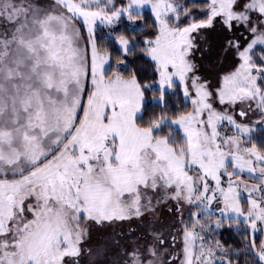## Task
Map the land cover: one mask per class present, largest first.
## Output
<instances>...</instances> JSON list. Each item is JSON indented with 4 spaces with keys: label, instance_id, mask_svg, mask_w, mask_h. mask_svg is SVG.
Listing matches in <instances>:
<instances>
[{
    "label": "snow or ice",
    "instance_id": "snow-or-ice-1",
    "mask_svg": "<svg viewBox=\"0 0 264 264\" xmlns=\"http://www.w3.org/2000/svg\"><path fill=\"white\" fill-rule=\"evenodd\" d=\"M0 264H264V0H0Z\"/></svg>",
    "mask_w": 264,
    "mask_h": 264
}]
</instances>
